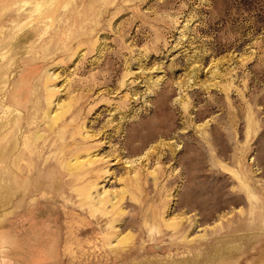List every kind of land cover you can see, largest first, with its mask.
<instances>
[{"label":"rangeland","instance_id":"1","mask_svg":"<svg viewBox=\"0 0 264 264\" xmlns=\"http://www.w3.org/2000/svg\"><path fill=\"white\" fill-rule=\"evenodd\" d=\"M0 264H264V0H0Z\"/></svg>","mask_w":264,"mask_h":264}]
</instances>
